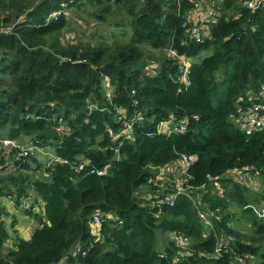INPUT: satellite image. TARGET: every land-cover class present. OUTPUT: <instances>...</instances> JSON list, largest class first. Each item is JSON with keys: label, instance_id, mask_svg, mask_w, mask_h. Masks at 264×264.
Listing matches in <instances>:
<instances>
[{"label": "trees", "instance_id": "16d2710c", "mask_svg": "<svg viewBox=\"0 0 264 264\" xmlns=\"http://www.w3.org/2000/svg\"><path fill=\"white\" fill-rule=\"evenodd\" d=\"M200 1L89 0L103 3L90 10L98 22L124 11L114 24L129 29L94 43L61 35L71 21L64 8L82 0H0V137L57 155L44 164L18 148L1 153L0 196L38 225L6 245L0 202V264H264V219L245 187L223 176L264 170V127L236 121L264 104V0H207L214 19L195 40L186 19ZM146 46L162 52L150 58ZM180 57L187 85L177 80ZM182 153L191 159L182 190L159 202L177 188L159 183L158 168H177ZM237 210L249 232L231 224ZM156 230L174 233L160 250Z\"/></svg>", "mask_w": 264, "mask_h": 264}, {"label": "rangeland", "instance_id": "374dc122", "mask_svg": "<svg viewBox=\"0 0 264 264\" xmlns=\"http://www.w3.org/2000/svg\"><path fill=\"white\" fill-rule=\"evenodd\" d=\"M82 1H83L82 5L80 7H77L76 5H71V6H66L64 8L67 14L70 15L71 21H68V23H66V25L61 30L62 36L65 37L67 35L69 37H72L74 35L75 39H78L80 41H89V42L95 43L97 41L102 40L100 38H107L109 40L113 38L121 39V36L123 34L122 33L123 29L129 30L128 28H126L127 27L126 25L119 26V25L114 24L115 20H119V18H121L124 15V11L119 12L118 10H114V14L111 17L112 20L110 22H106V23L98 22L94 18V16L91 15L90 10L100 9L103 3H99V2L90 3L89 0H82ZM79 22H81L82 26L78 24ZM145 50H146V53L149 54L150 58H156L162 52V50L160 49H152L148 46L145 47ZM209 52H210L209 50H203L200 52L198 57L206 55ZM31 143L34 144L33 142ZM48 147L52 150L51 146H48ZM48 147H42L44 151H40L42 150V148H39L38 146H36V151L33 157L38 159V161L47 164L45 162V158L47 156L46 151L48 150L51 151ZM30 162L32 166L35 165V163L31 159H30ZM12 167L13 166L10 164L8 166L7 165L4 166L3 173L12 171ZM33 173L38 174L39 171H35ZM181 177H182V174L180 173V170H179L177 171V174H175L172 177L173 181L166 180V178L164 179V177H161L162 179L161 178H156V179L160 181L159 183L162 186L172 187V188L174 187V188L179 189L182 183ZM146 190H147V187L141 188V191H142L141 194L144 193ZM237 213L240 214L239 210H237ZM31 216H33L32 213H26L23 210H21L18 214H16L17 222L20 223L21 219H23L24 217L29 218ZM203 217L207 218L205 217V215H203ZM236 218H234L231 221V224L242 232H249L250 228L248 226V223L243 218H241L240 215L238 214L236 215ZM166 232L170 233L168 231ZM169 240L170 239L168 238L167 235L164 234V232H160V230L155 231V248L156 249H159V250L162 249Z\"/></svg>", "mask_w": 264, "mask_h": 264}, {"label": "built area", "instance_id": "2783aa9c", "mask_svg": "<svg viewBox=\"0 0 264 264\" xmlns=\"http://www.w3.org/2000/svg\"><path fill=\"white\" fill-rule=\"evenodd\" d=\"M202 1L203 0H201L200 2L195 4V7L191 11H189V13L187 15V19H186V22L189 24V26L187 27V31L190 32L191 37L194 38L195 40L201 39V29H205L207 24L214 19V10L212 9V7L206 5V10L200 9V4L202 3ZM255 1H259V0H248L247 4L249 6H254ZM58 13H59V11H57V14ZM192 13H194L195 17H196L195 23L190 22V16ZM183 25H185V24H183ZM180 59H181L182 66L180 67V70L177 74V80L181 81L185 85H187L188 79L186 77V74H187V69H188V63L182 57H180ZM236 121L241 126V128H243L247 131H250L253 129L257 130L259 128L264 127V104H255L252 108L242 109L239 112V114L236 118ZM182 129H184V125H181L179 127V130H182ZM36 146L37 145H34L31 142L23 141V140H20L17 138L0 137V155L5 150L7 151V150H11L13 148H18L20 150V153L28 158V157H31L34 155V153L36 151ZM53 160H55V159H53ZM190 160L191 159L187 154L182 153L179 161H177V164H178L177 169L180 168V172H181V170L190 163ZM51 161H49V162H51ZM78 167H82V164H79ZM231 169L234 171L240 172V173L252 171L253 173L258 174V175L264 174V170L256 168L253 165H243L241 167L235 166ZM102 172H103L102 169L97 170L98 174H101ZM212 179H213L214 186L220 190L221 186L219 183V176H214ZM181 190H182L181 188H179V189L177 188L175 190V192H173V193L172 192L166 193L163 196V198H160L158 201L159 202L165 201V202H169L172 204L175 201L176 193L181 191ZM154 203H155V201H151L150 204L152 205ZM20 205L23 207L28 206V204H24V203L20 204ZM259 215L260 216L264 215V209H262V211L259 213ZM100 216L101 215L98 212L93 215L92 225H93L94 229H95L96 224L100 221V218H101ZM177 239L181 245H185L188 242V237L184 236L182 234H179L177 236ZM75 251L77 253H80L81 255L86 254V251L84 249H82L80 246H77L75 248ZM239 263L243 264L244 260L240 259ZM81 264H85V263H81Z\"/></svg>", "mask_w": 264, "mask_h": 264}, {"label": "crops", "instance_id": "0c3cea01", "mask_svg": "<svg viewBox=\"0 0 264 264\" xmlns=\"http://www.w3.org/2000/svg\"><path fill=\"white\" fill-rule=\"evenodd\" d=\"M207 0H203L200 4V9L206 10ZM196 17L195 14L192 13L190 16V22L195 23ZM162 128V127H161ZM21 140L23 141H29V138L23 137ZM48 147V146H44ZM42 148V147H39ZM49 148V147H48ZM51 151H46L47 156L45 158V162L48 163L49 161L56 159L57 155L54 151V148L51 147ZM40 151H44L43 148ZM45 164V163H44ZM176 164H171L169 166H163L159 167V174L161 176L163 175L164 179L173 181L172 177L177 174V171L179 169H175ZM164 170V171H163ZM4 172V171H3ZM224 177H228L229 180H234L239 183H241L245 187V192L250 198L251 207L254 210V212L257 214L258 217L264 219V215L260 216L259 213L264 209V175L261 174H255L252 171L247 172H237L232 169H229L225 172L223 175ZM32 196L35 197L37 202H40L39 197L32 193ZM0 202L1 204L6 208L8 214L3 215L4 219L6 220L8 230L10 232L11 238L6 241V245L10 246L12 245L14 238L16 236H21L23 238H29L33 232V230L37 227L38 222L35 219L34 216H31L29 218L24 217L21 219L20 223L17 222L16 214H18L21 209L17 208L13 202V200L6 196H0ZM240 215L239 213H236L235 215ZM168 236V238L171 240L174 238V233H164ZM173 234V235H172ZM56 264H65L64 259L59 261ZM81 264V263H78Z\"/></svg>", "mask_w": 264, "mask_h": 264}]
</instances>
